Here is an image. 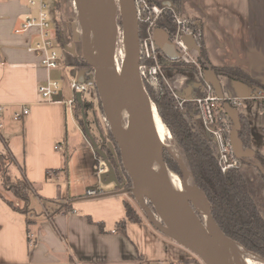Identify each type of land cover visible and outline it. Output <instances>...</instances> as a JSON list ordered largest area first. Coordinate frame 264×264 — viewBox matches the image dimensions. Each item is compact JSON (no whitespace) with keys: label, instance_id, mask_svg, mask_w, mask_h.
<instances>
[{"label":"crops","instance_id":"crops-1","mask_svg":"<svg viewBox=\"0 0 264 264\" xmlns=\"http://www.w3.org/2000/svg\"><path fill=\"white\" fill-rule=\"evenodd\" d=\"M178 12L202 20L203 47L212 67L245 70L264 86V0H180ZM30 14L35 11L26 0L0 1V104L4 106L0 148L13 159L12 175L23 173L32 184L30 205L36 219L27 232L25 217L0 198V264H177L195 260L154 230L147 218L127 223L125 234L113 231L125 219L123 201L130 202V198L119 188L99 184L93 174L98 160L89 141L82 137L85 146L77 148L75 137L82 131L77 126L72 138L67 131V116L76 122L69 102L62 97L41 101L38 87L49 74L27 50L36 41V33H15ZM220 83L228 100L244 99L251 92L240 83L226 79ZM253 103L261 111L260 103L245 101L240 108L244 118L246 107L254 115ZM21 106L29 109L28 116L14 121L13 112ZM58 143L65 147L63 152L55 150ZM254 153L264 156L256 149ZM88 188L103 190V194L86 198ZM6 193L0 178V195L9 200Z\"/></svg>","mask_w":264,"mask_h":264},{"label":"water","instance_id":"water-1","mask_svg":"<svg viewBox=\"0 0 264 264\" xmlns=\"http://www.w3.org/2000/svg\"><path fill=\"white\" fill-rule=\"evenodd\" d=\"M74 1L81 29V57L93 72L102 115L107 121L113 143L119 149L121 165L130 179L131 189L122 188L123 183L119 182L106 154L85 128V136L93 153L102 159L106 168L99 178V184L113 185L121 192L132 195L154 230L194 255L201 264H239L229 249L233 242L216 226L204 196L196 190L205 203L203 211L196 195L185 186L189 173L184 164L174 156L184 171L182 185H178L173 183L174 173L166 167L161 155L162 149L171 154L168 147H162L157 154L158 143L153 125L155 116L159 115L144 85L142 86L138 71L139 28L134 0ZM161 6L169 7L170 2H164ZM117 14L120 17L121 31L116 22ZM119 33L124 46V59L117 65L114 53ZM153 40L163 56L170 61L178 60L179 55L167 41V34L162 29H155ZM92 41L96 44V56L92 55ZM184 41L189 49L198 50L191 38L185 37ZM67 51L75 55L73 45ZM86 73L78 72V83L83 82ZM202 81L213 88L220 101L226 100L222 84L213 71L204 70ZM76 101L80 102L81 98ZM223 110L233 126L229 136L233 155L238 159L253 158L254 151L244 149L238 138L241 128L239 112L226 102L223 103ZM107 145L114 154L113 144ZM200 212L206 215L208 227L204 225Z\"/></svg>","mask_w":264,"mask_h":264},{"label":"trees","instance_id":"trees-1","mask_svg":"<svg viewBox=\"0 0 264 264\" xmlns=\"http://www.w3.org/2000/svg\"><path fill=\"white\" fill-rule=\"evenodd\" d=\"M57 2L56 0H52ZM149 3L161 5L164 2H170V6L178 12L180 0H148ZM57 5V4H56ZM57 11V7L54 8ZM54 18L51 20L54 24L55 39L57 43H63V33L60 29L58 13H54ZM164 27L163 24H161ZM138 38L141 39L145 35V28L138 25ZM79 38V35L77 34ZM64 45V44H63ZM199 67L203 70H211L216 74L219 81L226 79L227 81L240 83L250 91L259 89L264 90V86L252 79L247 72L234 67H212L205 53L204 47H200L198 51ZM71 69L74 73L92 71L86 61L81 57V54L72 56ZM160 64L162 70L171 71V73L190 74L194 73L198 76V70L193 66H183L177 61L169 60L160 54ZM170 73V74H171ZM201 79V78H199ZM202 84L203 81L201 79ZM149 98L153 101L156 113L161 118L166 132L174 143L178 151V157L189 173V183L198 190L208 202L209 211L216 226L220 228L222 233L232 242H237L247 252L264 259V216L259 211V207L255 199L252 197L247 180L241 170V167L249 163L248 158L241 159L242 166L239 169H232L226 173H222L218 167V156L216 151L215 141L210 134L201 125H197L196 120L200 119V114L196 106L187 101L183 110L177 106L176 100L172 94L163 86L159 89L157 95H152L146 87ZM224 92V91H223ZM97 93V92H96ZM183 99H191L196 96L193 93L178 92ZM229 103V100L218 102V111L221 112V118L225 119L230 126L232 123L227 118L226 113L222 112L223 103ZM92 104L86 101L77 102L76 99L72 106L73 117L80 131H84L86 123L85 113L90 110ZM101 109V108H100ZM240 109H237L239 112ZM239 124L241 126L238 131V138L242 142L243 148L250 149V131L246 123V119L242 113H238ZM201 121V120H200ZM233 127V126H232ZM85 133V131H84ZM110 142L114 147V154L110 152L107 143ZM99 145V144H98ZM102 151L106 154L107 159L112 165L117 176H121L118 172L117 162L121 168V173L125 175L128 182V188L131 189V182L128 175L124 172L121 159L119 158V149L113 143V139L109 132V140L99 145ZM256 159L264 163V156L254 153ZM95 157H99L95 154ZM162 157L166 167L170 172L176 173L182 177V171L178 165L177 159L166 150H162ZM10 154L0 148V178L1 185L5 191L9 192L14 201L18 202V206L10 200L2 198L12 211L23 215L26 219L27 232L31 224L35 223V213L30 205V199L34 193L32 184L27 181L23 173L12 175L11 168L14 166ZM119 181L121 180L118 179ZM116 190L117 188L114 187ZM130 199L134 201L132 195L128 193ZM125 219L118 222L115 233L125 234V226L127 223H141L142 217L138 214L133 202L123 201ZM135 202V201H134ZM136 203V202H135ZM60 211V210H59ZM146 218V217H145ZM100 232L103 233L102 226L97 225ZM191 262L200 261L198 259Z\"/></svg>","mask_w":264,"mask_h":264},{"label":"built area","instance_id":"built-area-1","mask_svg":"<svg viewBox=\"0 0 264 264\" xmlns=\"http://www.w3.org/2000/svg\"><path fill=\"white\" fill-rule=\"evenodd\" d=\"M0 1L7 2L10 0ZM26 2L28 8L34 10L35 14L28 15L15 30V33L23 34L25 32L35 31L36 41L27 50L38 57L40 66L49 74L46 81L38 87V93L41 101L50 102L56 99L61 90L59 88L61 63L56 50L55 31L50 28V21L54 18L53 10L55 5L52 0H26ZM134 6L135 12L137 13L138 25L144 24L146 27L145 35L138 41V57L140 58L138 71L142 86L144 85L145 90L147 87L154 95H157L161 88V82H163L169 87L173 99L176 100L180 110H183L187 101L192 102L200 114L202 126L210 134L213 141H215L219 170H221L222 173H226L232 169H239L242 166L241 159L233 155L231 142L229 141L232 126H230L225 119L221 118V112L218 111V102L220 100L214 94L213 88L208 84H204V90L199 97L188 100L183 99L178 95V92L184 86L183 83L186 79L180 76H173L169 82L159 65L160 54L162 53L153 40V33L157 28L162 29L167 34V41L173 45L176 54L179 55L176 61L183 66L195 67V69L198 70V76L202 78L204 70L199 67L198 63V51L199 48L203 46L202 20L200 18L183 17L171 6L166 7L156 3L152 4L149 3L148 0H134ZM161 24H163L164 27H162ZM185 37L191 38L192 41L195 42L198 50L189 49L186 41H184ZM93 76V72L89 71L85 74L82 83L77 82V77L70 80L69 88L73 94L71 101L68 103L70 110L76 99V94H80L82 101L87 93L96 91ZM245 101L260 103L262 115L264 117L263 89L251 91L244 99H230L228 104L237 110L242 107ZM221 111L224 112L223 108ZM3 112L4 106L0 104V128L2 127L1 115ZM28 113L29 109L21 106L13 112L12 118L14 121L19 122L22 121L24 117L28 116ZM104 121L107 124L106 119ZM55 150L57 152H63L65 147L58 143ZM97 160L98 165L93 174H95L99 180L102 173L106 171V168L102 159ZM117 166L118 172L121 173L118 162ZM119 182L123 183L122 188H124V190L128 188L127 178L123 173H121V180ZM102 194L103 190L100 189L88 188V190L85 191L86 198H96L102 196Z\"/></svg>","mask_w":264,"mask_h":264},{"label":"rangeland","instance_id":"rangeland-1","mask_svg":"<svg viewBox=\"0 0 264 264\" xmlns=\"http://www.w3.org/2000/svg\"><path fill=\"white\" fill-rule=\"evenodd\" d=\"M57 2H54L55 8L57 7V11L54 9L53 13H58L59 16V22H60V29L62 30L63 33V43H57L56 42V50L58 53V57L60 59V73H62L61 78H60V92L59 95L57 96V98L59 99V97H62L63 101L68 103L69 101H71L73 94L70 91L69 88V80L72 77H77V74L74 73V71L71 69V62H72V53L67 51V46L68 45H73V47L75 48V54H81V46L79 44L78 41H76V39H78L77 37V33H79V29H77V18L76 15L73 13V2L71 0H56ZM57 4V5H56ZM140 25V24H139ZM140 26H142L143 28H146L144 24H141ZM50 28L54 29V24L52 23V21H50ZM77 30V33L75 32ZM145 31V30H144ZM119 37L117 38V45L115 48V53H114V57H115V63L118 65L122 62L123 60V56H124V46L123 43L121 41V34L119 33L118 35ZM64 44V45H63ZM181 64V63H180ZM160 65V69L162 70L161 64L159 62ZM164 75L166 76V79L170 82L171 78L174 77H183L186 79V81L183 83L184 86L181 88V90H184V94L186 93H193L194 95H200L202 94L203 90H204V84H202L201 82V77L197 76L194 73H190V74H182V73H171V71L173 72V70L171 71H164L162 70ZM171 73V74H170ZM73 75V76H72ZM201 78V79H199ZM166 86V88L170 91L169 87L167 85H165L163 82H161V87ZM223 87V86H222ZM149 92L154 95V93L148 88ZM180 92V91H179ZM171 93V91H170ZM179 95V93H178ZM180 96V95H179ZM81 98L80 94H76L75 98ZM224 98L227 99V93H225ZM60 100V99H59ZM83 101L86 102H90L92 105L90 106V110H88L87 113H85L86 116V125L85 128H87V130L89 131L90 136L93 137V139L96 141L97 144H99L101 142V136H103L105 142L107 140H109V130H108V126L105 123V117L102 115V111H101V105H100V101L98 100V96L96 91H91L89 93L86 94L85 98L82 99ZM252 108L254 109L255 106L257 108V105H255L254 103L251 104ZM254 115L251 116V114H249L250 112L247 110V107L244 109L243 108V112L244 114L247 112L248 116L245 115V119H246V123L249 126V131H250V149L255 151V149L260 153V154H264V117L261 113V111H259V108H257L256 110H254ZM240 113H242L241 111H239ZM67 131L70 134V137L72 138V136H76V130L77 128V124L76 122H74L72 117L67 116ZM197 125H201V121L196 120ZM82 135L81 136H77L75 138H77V142L75 143V145L77 146V148L79 147H83L85 145H83V141H82V137L83 140H85L86 142L88 141L87 136L85 137L84 135V131H82ZM110 143V142H108ZM165 145L166 147H168L169 151L171 152V154L173 155V157H177L178 159H180L178 157V151L177 148L175 147L174 143H172V141L170 140L167 132L165 134ZM111 144V143H110ZM163 150V149H162ZM93 150L91 149V152ZM162 155V154H161ZM13 161V160H12ZM181 161V160H180ZM182 162V161H181ZM179 165V163H178ZM181 171H182V167L179 165ZM241 170L247 180V184L249 186V190L250 193L252 195V197L255 199V201L258 204L259 207V211L261 212V214H263L264 216V163L260 160H258V158L256 159H250L249 163L244 164L241 167ZM182 173L184 174V171H182ZM187 182H189V179L187 180ZM189 184V183H188ZM101 187L103 188H109V189H115L113 185H102ZM4 190V188H3ZM7 198L12 201L14 203V205L18 206V202L14 201L13 197L11 196V194L8 192L6 193ZM128 198H130L127 195ZM130 202H133L135 209L137 210L138 214L145 218V216L141 213V211L139 210L137 204L132 200V198L130 199ZM167 238V237H166ZM171 241V240H170ZM187 254L191 257H194V255L190 254L189 252H187ZM195 258V257H194ZM197 259V258H196ZM177 264H189V263H177ZM193 264V263H191Z\"/></svg>","mask_w":264,"mask_h":264},{"label":"bare ground","instance_id":"bare-ground-1","mask_svg":"<svg viewBox=\"0 0 264 264\" xmlns=\"http://www.w3.org/2000/svg\"><path fill=\"white\" fill-rule=\"evenodd\" d=\"M92 55L96 56V44L94 43V41H92ZM153 129H154V133H155V137H156V143H158V145H157V154H158L159 150L162 147L166 146L164 143L165 142L166 128L164 127V124H163V122L159 116L158 117L155 116ZM186 177H187V175H186ZM181 178L182 177H179L176 173H174V175L172 176V179H173L172 181H173V183L175 182L178 185L179 184L182 185V179ZM188 183L189 182L186 181L185 186H187L188 191H190V192L194 193V195H196V199L199 201L201 209H203V211H204L205 203L202 200L201 194H199L196 191V189L193 186H191L190 183L189 184ZM200 214L202 215L204 225H206L208 227L206 215L203 214L202 212H200ZM229 249H230L232 256L236 258V260L239 262V264H264V259H262L259 256L254 255L250 252H247L237 242H233L232 244H230Z\"/></svg>","mask_w":264,"mask_h":264},{"label":"flooded vegetation","instance_id":"flooded-vegetation-1","mask_svg":"<svg viewBox=\"0 0 264 264\" xmlns=\"http://www.w3.org/2000/svg\"><path fill=\"white\" fill-rule=\"evenodd\" d=\"M72 1H73V5H72V7H73V13L76 15L75 1H74V0H72ZM76 18H77V15H76ZM116 22H117V24H118L119 31H121L119 14H117ZM76 24H77V29H79L78 21H77ZM75 32L77 33V30H76ZM80 32H81V29H79V33H77V34L79 35V38L76 39V41H78L79 44H80ZM80 46H81V44H80ZM103 143H104V140L101 141V142L99 143V145H102ZM120 174H121V173H120ZM116 175H117V174H116ZM117 178L120 179L121 176L118 175Z\"/></svg>","mask_w":264,"mask_h":264}]
</instances>
